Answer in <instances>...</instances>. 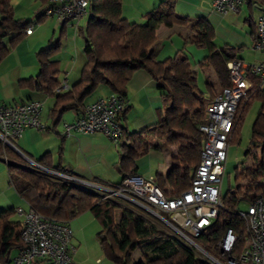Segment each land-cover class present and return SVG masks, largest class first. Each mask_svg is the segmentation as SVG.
Listing matches in <instances>:
<instances>
[{
	"label": "trees",
	"instance_id": "trees-1",
	"mask_svg": "<svg viewBox=\"0 0 264 264\" xmlns=\"http://www.w3.org/2000/svg\"><path fill=\"white\" fill-rule=\"evenodd\" d=\"M176 2L161 1L145 14L144 23H138L123 16L122 0H90L91 15L85 27H78L85 40L87 57L80 79L65 92L56 91L60 86V61L51 59V56L60 48V40H57L37 53L41 66L38 75L19 81L21 87L46 89L49 95L56 97L51 115L57 123L68 109L84 113L86 98L101 84L126 97L128 83L137 70L144 69L157 80L163 103L161 118L141 132H129L122 123L128 112L126 105L118 117L123 124L118 162L123 180L117 184L97 182L99 185L117 189L126 178L137 175L136 160L148 154L153 146V137L178 146L167 181L158 174V185L166 194L173 196L186 191L192 184L203 146L199 125L205 121V106L224 87L230 86L228 63L239 58L238 51L242 46H217L212 22L205 16L191 17L178 12ZM29 24L25 18L16 17L11 0H0V62L24 38ZM62 25L65 27L66 23ZM161 25L188 28L189 35L185 41L207 50L198 64L202 69L213 68L217 79L206 80V92L199 87L197 73L185 52L158 59L155 42ZM250 25L255 33L256 22ZM253 97L260 99L261 109L253 124L249 148H257L264 141V91L257 90L250 93L247 101H241L238 123L229 144L240 143L241 122ZM0 155H6L8 159L11 178L15 175L21 179L16 184L20 196L45 218L69 223L90 211L101 225L97 237L102 249L114 264H212L178 236L169 233L141 206L121 198H104L85 186L38 170L23 162L21 155L1 140ZM262 155L264 161V149ZM37 162L47 168L70 173L61 163L53 164L49 152ZM255 171V177L243 196L240 195V186L231 187L222 194L223 207L218 217L200 236L195 237L196 243L222 264H229L230 258L239 259L245 250L249 232L238 205L242 197L250 202L259 195L264 196V183L259 184L255 191L251 190L256 179L264 175L262 171ZM167 184L171 191L165 189ZM126 193L144 202L136 194ZM15 214L14 207L0 208V264H10L13 256L24 247L21 238L23 224L14 218ZM230 228L235 230L238 238L230 253H223L219 242ZM137 246L141 247L142 256L134 259L133 251Z\"/></svg>",
	"mask_w": 264,
	"mask_h": 264
},
{
	"label": "built area",
	"instance_id": "built-area-1",
	"mask_svg": "<svg viewBox=\"0 0 264 264\" xmlns=\"http://www.w3.org/2000/svg\"><path fill=\"white\" fill-rule=\"evenodd\" d=\"M244 0H213L214 9L221 14L239 12ZM261 13L257 19L253 49L264 53V0L260 2ZM44 16L61 23L75 22L80 26L83 18L91 15L90 0H48L43 9ZM32 27L26 29L31 34ZM230 86L224 87L204 110V122L199 125L203 136L200 162L186 191L178 195H168L154 178L134 175L126 178L117 189L85 181L73 174L47 168L31 161L34 168L48 172L65 181L80 184L89 189L101 190L104 198H133L127 191L144 199L134 198L151 214L159 216L174 234L187 245L193 247L212 264H222L218 259L200 247L195 237L200 236L218 217L223 207L222 181L225 174L227 153L231 133L238 123V107L243 99L250 98L253 91H264V60L246 63L237 58L228 63ZM58 87L56 91H61ZM126 108L125 97L114 93L109 97L86 105L82 116L65 124L64 135L72 131L83 133L104 132L107 137L119 140L123 135L118 117ZM44 103L25 100L15 103H0V140L4 144H14L30 127L41 131H54L53 126L42 122ZM23 229L21 238L24 247L11 259L10 264H72L76 247L72 243L73 229L67 222L47 219L34 209L16 208ZM245 219L249 235L245 250L239 259L230 258L229 264H264V196L259 195L249 202L247 211H240ZM238 235L228 229L220 240L219 248L230 253Z\"/></svg>",
	"mask_w": 264,
	"mask_h": 264
},
{
	"label": "crops",
	"instance_id": "crops-1",
	"mask_svg": "<svg viewBox=\"0 0 264 264\" xmlns=\"http://www.w3.org/2000/svg\"><path fill=\"white\" fill-rule=\"evenodd\" d=\"M161 1L163 0H122L123 16L129 19L130 21L144 23L145 14L155 8ZM176 1V8L178 12L185 15H189L191 17H207L215 27L216 37L218 36L217 33L222 32V34H225V32H227V34H225L226 43L224 45H244L245 38L243 36H241L235 31L225 30L226 27L223 25V20L225 18L223 17L226 14H221L214 9L213 0ZM47 3L48 0H11V4L13 6L16 17L25 18L26 20L30 21L28 27H32L33 31L31 34L25 33L24 38L28 37L27 43L32 46L33 50H38L40 46V50L47 48L48 46L54 43L53 40L58 34L59 24L54 22V20L56 21V19L48 18L52 21L49 23H45L47 17L44 16L43 9ZM243 6H246L248 8L245 14V16H247L248 18L246 19V21L251 20L250 18L252 17L248 15V11L253 9L254 7H257L259 15L261 13L260 2L258 0H244L239 12H241ZM86 18L87 23L89 17ZM67 24L68 23H66V25ZM35 25L37 26L35 27ZM66 27L67 26L63 27L61 23L60 36L63 35V30H65ZM251 33L254 42V33L252 30ZM188 35L189 29L184 26L161 25L157 30V41L155 42V47L158 53V59H164V56L161 57L162 50L165 48V43L171 41L172 43L176 44V46H174L176 48L175 55L180 51L185 52L190 60V56L186 52L185 48H187L188 44H193V46L190 47L191 50H195V53L198 54V62L202 60L203 57L207 54V51L200 45H196L189 41L186 42L185 38ZM181 41H183L184 44L182 48H179ZM45 43H49V45H47V47H44ZM12 51H16L15 53L17 55H20L18 49L15 50V48H13L11 49L10 53ZM39 51H37V53ZM167 52V54L173 55V50L169 49ZM10 53L8 55H10ZM262 60H264V53L258 62ZM59 61L61 63V60ZM61 66L62 65L60 64V69L62 72ZM82 67H80L79 70L78 68L75 69V67L73 68L72 66H70V62L67 61L64 66V69L66 70L64 78L61 79V73L58 77L60 81L59 87L62 88L61 92H65L68 88H71L80 79ZM37 75H32L30 77H35ZM22 79L27 78H20L18 80V83ZM12 86L13 80H11L6 73L1 74L0 103L9 104L25 100L41 101L44 103V109L42 112L41 119L45 123L43 121L42 122L45 125L49 127L53 126L54 128V134H43L42 132H40V130L34 127H30L24 130L23 134L20 137L15 139L16 143L14 145L18 150L17 152L21 155L23 162H25L24 158L37 162L45 153L49 152L51 154L53 164L57 165L61 163L65 168L69 170L71 174L85 181H89L96 184H98L97 182L117 184L123 180V175L120 173L118 168L120 155L119 143L121 142V140L110 139L106 136L104 132L100 131L93 133H83L74 130L72 131L71 135H64L63 133L65 130V124H70L74 122L78 117L82 116L83 113H78L74 109H68L62 114L60 120L56 123L51 115L52 110L57 102L55 96L49 95L46 89H40L38 87H29V90H31L33 94L39 96L40 98H35L32 96H21L19 100H16L14 98L12 99L13 101H10L11 97L13 96ZM20 93L24 94L25 92ZM95 93L96 94H94V98L92 100H85L86 105L93 103L99 100L100 98L109 97L115 92L112 91L110 87L105 85L98 87ZM125 100L126 105L128 107V112L125 121H122V123L128 128L129 132H141L142 130L150 126L155 125L161 118L160 110L163 109L161 91L158 88L157 80L148 71L144 69H139L133 74L132 78L128 83V89ZM45 109H48L47 114H45ZM152 144L153 146L148 152V154L136 160L138 175H141L145 178L152 177L156 180L158 174H161L167 181L169 173L172 167L174 166L173 158L177 154L178 146L166 144V142L157 137L152 138ZM152 161H156L155 175H153L154 171L152 168ZM165 186V189L167 191H171V187L169 184ZM123 199L137 206H141L140 204H138V201L134 200V198ZM14 203L15 202L13 200L5 197L3 200L0 201V208L23 207L20 204L14 206ZM141 207L143 208V206ZM27 209H30L29 204ZM90 217L92 216L89 214V211H86L79 217L69 222L75 233V236H78L81 240H83V221H91ZM74 259L75 253L73 255L72 264L80 263L79 260L75 261ZM100 259L101 258L98 257L95 263H101L102 261ZM80 260L83 263L84 259L80 258ZM97 260H100V262H97ZM112 264L114 263L112 262Z\"/></svg>",
	"mask_w": 264,
	"mask_h": 264
},
{
	"label": "rangeland",
	"instance_id": "rangeland-1",
	"mask_svg": "<svg viewBox=\"0 0 264 264\" xmlns=\"http://www.w3.org/2000/svg\"><path fill=\"white\" fill-rule=\"evenodd\" d=\"M246 10H248V8L246 6H243L241 12H229L228 14L224 15L223 18L225 19L223 20V25L226 27L225 30L235 31L245 38L244 45L238 51V56L241 59H243L246 63H257L261 58V56L263 55V52L255 51L253 49V37L251 33L252 29L250 24L256 22L257 18L259 17V13L257 11V7H254L253 9L249 10L248 15L252 17L250 18L252 21L251 20L246 21V19H248L247 16H245ZM86 20L87 18L81 19L80 21L81 27L85 26ZM51 21L52 20L46 18L45 23H49ZM54 22L59 24V29H58V34L53 41L55 42L57 39H60V48L58 52L53 54L51 57L52 59L61 60L60 64L62 65L61 66L62 72L60 76L61 79H63L66 71L64 69V66L67 63V61L70 62V66H72L73 68L75 67V69L78 68V70L86 62L87 57L84 52L85 40L83 35L79 33L75 25V22H69L66 25L67 27L63 32V35L61 36H60L61 22L57 20L56 21L54 20ZM36 26L37 25H35V27ZM217 34L218 36L215 39V43L218 46H223L226 43L225 34H227V32H225V34H222V32ZM27 41H28V37L23 38L21 42H19L15 47V50L18 49L20 55H17L15 53L16 51L15 52L12 51L10 55H8L0 63V75L6 73L8 77L11 80H13V86H12L13 96L11 97L10 101H13L12 99L14 98L16 100H19L21 96L23 97L32 96L35 98H40L39 96L33 94L32 91L29 90V88L20 87L18 83V80L20 78H28L32 75H37L40 69V65H39L40 63L36 53L41 49V46L40 48H38V50H33L32 46L29 45ZM183 44L184 42L181 41L179 48L180 47L182 48ZM44 45H45L44 47H47L49 43H45ZM174 46H176V44L172 43L171 41L165 43V48L162 50L161 57L164 56L165 59L166 57L175 55L176 48ZM191 46H193V44H188L185 50L190 56L192 68L197 73L198 85L203 91L206 92L207 91L206 80L210 79L211 81H216L217 77L215 75V71L213 70V68L202 69L199 66L197 60L199 56L198 54L195 53L196 52L195 50L194 51L191 50L190 48ZM169 49L173 50L172 53L173 55L167 54L168 53L167 51ZM100 86H105V85L101 84L98 87ZM96 90L93 92V94H91L86 98L87 101H90L94 98L93 96L94 94H96L95 93ZM20 92H25V93L21 94ZM260 109H261L260 99L253 97L250 100L249 106L245 111L244 118L241 122L240 143L229 144L225 174L223 176V181H222L223 194L227 193L228 189L231 187L240 186L241 187L240 195L243 196V193L245 191H248L247 188L250 185L252 179L255 177V173H256L255 170L257 169L258 172L261 171L264 172V161L262 155L264 149V141H262V143L257 148H249L250 139L253 134V124L256 117L258 116V113L260 112ZM47 113H48V109H45V114ZM40 132H42L43 134H54L53 131L40 130ZM13 143L15 144L16 140H13ZM24 159L26 164L28 165L31 164L30 159L27 158ZM7 160L8 159L6 158V155H0V201L6 197L15 202L14 206L20 204L23 206V208L27 209L28 207L27 202L20 196L16 188V184H19L21 182V179L15 175L13 179L11 178L8 171ZM155 162L156 161H152L153 164L152 168L154 171L153 175H155ZM262 183H264V175L259 176L256 179V182L254 183V188H252L251 190L255 191L257 186ZM93 191L103 195L100 189H98V191L96 190ZM238 209L242 211H247L249 209V201H247L242 197L239 202ZM89 214L92 216L90 217L91 221H83L84 222L83 223L84 225L82 226L83 240H81L78 236H75V233L73 234L72 243L76 247L74 260L80 261V263L77 264H112V261L105 255L100 240L97 237V232L101 229V225L99 221L90 213V211ZM152 216L169 233L174 234L173 230L171 231L169 227H165L164 221L159 216L155 214H152ZM14 218L20 219L18 214H15ZM141 256H142L141 247L137 246L133 251V257L134 259H139L141 258ZM98 257L101 258L100 259L102 261L101 263H95ZM80 258L84 259L83 263L80 260ZM100 260H97V262H100Z\"/></svg>",
	"mask_w": 264,
	"mask_h": 264
},
{
	"label": "water",
	"instance_id": "water-1",
	"mask_svg": "<svg viewBox=\"0 0 264 264\" xmlns=\"http://www.w3.org/2000/svg\"><path fill=\"white\" fill-rule=\"evenodd\" d=\"M9 145L17 151V148L15 147L14 144H9Z\"/></svg>",
	"mask_w": 264,
	"mask_h": 264
}]
</instances>
